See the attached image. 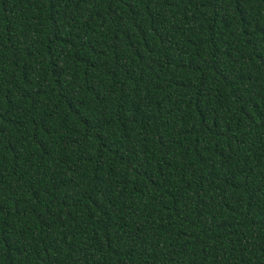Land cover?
<instances>
[{"label":"trees","instance_id":"trees-1","mask_svg":"<svg viewBox=\"0 0 264 264\" xmlns=\"http://www.w3.org/2000/svg\"><path fill=\"white\" fill-rule=\"evenodd\" d=\"M0 264H264V0H0Z\"/></svg>","mask_w":264,"mask_h":264}]
</instances>
